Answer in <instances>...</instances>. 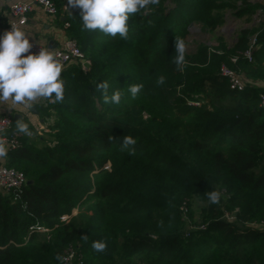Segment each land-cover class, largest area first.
<instances>
[{"label":"trees","instance_id":"obj_1","mask_svg":"<svg viewBox=\"0 0 264 264\" xmlns=\"http://www.w3.org/2000/svg\"><path fill=\"white\" fill-rule=\"evenodd\" d=\"M149 8L130 15L127 40L105 34L95 43L79 9L69 19L67 34L91 69H66L63 101L37 107L50 141L37 147L22 135L6 156L30 184L0 193V264H61L56 257L68 245L77 250L74 264H129L137 256L140 264H264V229L245 225L264 221V88L232 91L220 73L225 66L264 84V29L253 23L264 16V0H159ZM227 11L249 26L233 44L216 35L220 53L201 44L186 51L178 69L175 39L186 43L193 24L215 31ZM255 33L248 62L243 52ZM104 81L109 96L121 92L119 104L104 103L97 89ZM136 84L143 88L133 98L128 89ZM147 95L160 117L142 114L137 100ZM125 136L136 140L134 150L122 149ZM213 190L218 204L207 200ZM195 196L207 204L204 230H188ZM83 204V221H61ZM235 209L237 220L228 222L224 210ZM36 225L49 229V239L30 233ZM102 240L106 251H95Z\"/></svg>","mask_w":264,"mask_h":264},{"label":"clouds","instance_id":"obj_2","mask_svg":"<svg viewBox=\"0 0 264 264\" xmlns=\"http://www.w3.org/2000/svg\"><path fill=\"white\" fill-rule=\"evenodd\" d=\"M159 0H67L66 9L78 8L83 29L99 30L106 35L116 37L117 34L124 40L128 39L129 28L127 21L130 15L138 14L142 10L147 14L149 6L158 5ZM30 36L20 26L13 24L10 30L0 36V103L11 101L14 105H22L31 109L37 102L46 100L50 103H60L64 99V81L61 79L62 63L57 54L49 48H39L33 54L34 44ZM177 55L173 58L178 69L185 64L186 43L177 38L174 41ZM165 82L160 76L158 85ZM109 85L106 81L97 85L102 93L104 103L119 104L121 92L114 91L108 95ZM143 88L142 84L130 85L129 92L135 98ZM17 133L31 136L28 123L17 119L15 124ZM136 140L125 136L122 149H132ZM8 145L6 143V130L0 128V159L6 158ZM210 204H218L221 193L213 190L206 193ZM87 236H85V240ZM92 247L97 252L107 249L106 241H94ZM57 260L62 257L57 255Z\"/></svg>","mask_w":264,"mask_h":264},{"label":"built area","instance_id":"obj_3","mask_svg":"<svg viewBox=\"0 0 264 264\" xmlns=\"http://www.w3.org/2000/svg\"><path fill=\"white\" fill-rule=\"evenodd\" d=\"M67 0H63L62 9H66ZM35 8H40L45 14L48 16H55L58 13V5L57 0H24L14 3L9 8V21L5 31L10 30L13 24L23 27L26 25L28 21V15L34 11ZM73 10H77L78 8H72ZM254 24L261 25V28L264 29V16L260 13L254 16ZM257 36L258 33L253 34L249 38L248 48L243 52V56L251 62L253 60L252 53L257 49ZM34 47L31 49L33 54L38 53L39 48H45L44 46L33 43ZM57 54V59L62 63L64 67L71 63H80L83 71H86L87 66H90L89 60L85 57L83 52L80 50L78 43L73 38H67L64 40L60 47L54 50ZM233 62L236 61V58L232 59ZM63 67V68H64ZM220 73L223 77L227 78L228 87L230 90L235 92H243L247 84L260 85L264 88V84L249 82L246 77H244L241 73L236 72L228 67L222 66ZM259 107L264 108V93L259 94ZM197 104V103H196ZM12 119L9 116H0V128L6 130V132L11 128ZM23 134L13 132L11 135H6V143L8 145V151H12L18 149L21 146V137ZM32 139H34L33 134L31 136H27V144L32 145ZM264 144V143H263ZM107 169V165L104 166ZM27 184V179L23 172L16 170L11 167H7L4 164H0V193H9L11 191L20 190L23 186ZM180 210L182 211V215L186 218L188 208L185 206V203L181 206ZM239 213L238 209L227 211L224 210L223 217L228 222H235L237 220V214ZM62 222H68V216L64 215L61 217ZM247 227L253 229H264V221L262 222H247L245 223ZM205 226H203L199 230H204ZM196 230V229H195ZM38 232L47 235V239H49V229H46L41 226H34L30 228V233ZM61 264H74L76 261H79L77 258V250L76 247L72 245H68L62 254Z\"/></svg>","mask_w":264,"mask_h":264},{"label":"crops","instance_id":"obj_4","mask_svg":"<svg viewBox=\"0 0 264 264\" xmlns=\"http://www.w3.org/2000/svg\"><path fill=\"white\" fill-rule=\"evenodd\" d=\"M19 1L24 0H0V36L5 33L6 27L8 25L10 6ZM62 3L63 0H57L58 13L55 16H48L40 8H35L34 11L28 15V21L22 28L31 37L30 42L40 44L45 48L56 50L60 47L61 43L64 40L69 38L67 34L69 19L73 16L75 10H63L61 7ZM226 19V23L224 22L223 25L233 23L236 25V29L240 27L244 28L245 26L249 25L247 23H244L242 20L235 18L233 15H230L227 21ZM235 40V37L230 38V44H233ZM73 65H79L81 68L80 63H71L63 68L62 73ZM258 83L262 84L261 82ZM45 101L46 100H41L37 102L34 105L36 107V110L37 107L43 104ZM0 116H9L11 117V119H22L24 120V122L28 123L29 126H34L35 124L42 126L41 113H39L38 110L36 113H34L31 111V109L25 108L22 105H14L11 101L0 103ZM31 132L33 134V137L37 136L35 131ZM33 143L34 139H32V144ZM5 163L6 158L0 159V164L5 165Z\"/></svg>","mask_w":264,"mask_h":264},{"label":"rangeland","instance_id":"obj_5","mask_svg":"<svg viewBox=\"0 0 264 264\" xmlns=\"http://www.w3.org/2000/svg\"><path fill=\"white\" fill-rule=\"evenodd\" d=\"M171 5L169 4L168 7H170ZM232 15L230 11L226 12V17L227 19L229 18V16ZM226 19V21H227ZM255 20V19H254ZM226 23V22H225ZM254 23V22H253ZM256 25V24H255ZM249 25L245 26L248 27ZM222 27L217 28L215 31H209L206 28L201 27L199 24H193L189 27L188 31L189 34L186 37V51L188 53H192L195 52L196 49L198 48V46L201 45H205L209 48L210 52H215V53H220L218 51H216V47H218V42L216 40V35L218 34H222L224 36V38L226 39L227 43L230 44V38H234L236 36V31L239 30L240 28L236 29V25L233 23L230 24H226L224 29L221 30ZM93 33H95L97 35V38L95 39V43H98L102 37H104V33L99 31V30H94L92 31ZM84 54V52H83ZM85 55V54H84ZM87 70L84 71L85 72H89L91 69V65L87 66L86 68ZM137 104L139 107L143 106L142 108L144 109V111H142V114L147 117L149 116V114L160 117L161 111H158V107H156L153 103V100L151 99L150 95H147L146 97H144V99L138 98L137 100ZM137 107V105H136ZM31 128H33V130L36 132L37 136H34V143L36 144L37 147H41L42 145V141H50V138L48 137L49 131L47 130L46 126L42 124V126H39L38 124L34 125V126H30ZM36 128V129H35ZM36 137V138H35ZM42 139V140H40ZM107 165V169H110V164H106ZM207 204L205 202H203L201 200V198H199L198 196H195L192 199L191 202V209L194 213L193 216V222L190 225L188 223V230H199L201 229L203 226H206L205 223V216H204V210H205V206ZM189 207V208H190ZM85 208L86 205H81V206H77L72 210V214L70 216H68V221L70 219V221H83V213L85 212ZM191 227V228H190ZM138 258H141V256H137L134 257L130 260H126L127 262H129V264H140L138 263Z\"/></svg>","mask_w":264,"mask_h":264},{"label":"water","instance_id":"obj_6","mask_svg":"<svg viewBox=\"0 0 264 264\" xmlns=\"http://www.w3.org/2000/svg\"><path fill=\"white\" fill-rule=\"evenodd\" d=\"M224 27H225V25L222 26V29H224ZM31 111L34 112V113H36V112H37L36 107L33 106V107L31 108ZM27 184H30V181H27Z\"/></svg>","mask_w":264,"mask_h":264}]
</instances>
